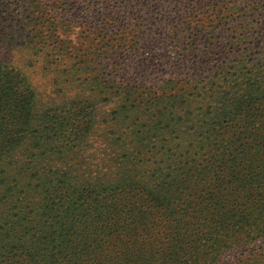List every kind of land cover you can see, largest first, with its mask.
Listing matches in <instances>:
<instances>
[{
    "label": "rangeland",
    "instance_id": "1",
    "mask_svg": "<svg viewBox=\"0 0 264 264\" xmlns=\"http://www.w3.org/2000/svg\"><path fill=\"white\" fill-rule=\"evenodd\" d=\"M242 33L246 39L240 41ZM255 45L264 47V0H0V69L25 81L35 110L50 115L51 130L27 142L39 153L27 172L37 176L28 180L49 186L51 194L64 176L75 185L89 179L97 190L103 177L116 176L146 189L154 218L134 222L143 227L140 235L148 230L147 235L129 250L114 251L117 261L112 256L111 264H129L136 257L133 250L148 260L139 264H264L263 161L251 159L249 150L231 168L227 160L238 156L231 151L238 143L220 141L246 124L258 133L257 146L264 144V120L252 117L264 114V99L255 95L252 111L237 109L232 101L245 94L240 64L252 59L264 66ZM221 70L232 75L221 76ZM211 85L227 96L210 97ZM61 123L62 143L55 142L58 137L45 140ZM203 167L210 175L201 174ZM51 170L56 174L48 179ZM181 179L189 180L186 191L165 189ZM189 201L195 202L189 213L177 208L167 219L181 225V235L175 233L172 241L154 228L166 224V208ZM26 213L23 201L11 211ZM94 216L89 211L81 217L91 222ZM125 218L123 213L120 224ZM16 222L0 212V234L10 225V232L0 235V252L21 236L19 244L30 251L20 264L54 260L53 244L40 237L39 227L29 222L21 230ZM95 223L98 231L82 242H93L90 252L82 250L90 264H99L94 239L104 222ZM198 231L208 233L198 238ZM118 240L117 247H125L126 241Z\"/></svg>",
    "mask_w": 264,
    "mask_h": 264
},
{
    "label": "trees",
    "instance_id": "2",
    "mask_svg": "<svg viewBox=\"0 0 264 264\" xmlns=\"http://www.w3.org/2000/svg\"><path fill=\"white\" fill-rule=\"evenodd\" d=\"M220 2H223V0H220ZM242 35V37H239V40L246 39V34L242 33ZM253 49H260L259 54H264V47L255 45ZM250 61L252 59L244 61L239 67L245 73L244 83L246 88L244 90V98L241 97L242 100L237 102V97H234L232 101L233 106L236 104L237 109L251 108L252 111L254 108V96L259 97L258 101L264 99V75L262 72L264 66L260 62H256L257 60H253V63H250ZM245 67L248 68L246 69ZM221 71V76L232 75L231 71ZM10 74V72L0 69V212L16 219V224L21 230L26 225L24 223L29 222L39 227L37 230L42 233L40 237L49 240L53 244V254L51 257L54 260H47L48 264H90L92 259L85 257L82 250L90 252L93 242L87 241V244H82V242L98 231L94 225L96 224L95 221H103V225H99V236H95L94 239L99 241V264H111L112 256L117 261L115 255H113L114 251L118 250V248L123 251L129 250L132 248L129 247L130 243L133 241L137 242L141 237L145 238L147 235L148 230L145 231L144 236L140 235L139 229L143 227H139V224H136L134 220L137 218L144 220L154 218L152 210L145 203V199L150 197L149 193H145L146 189L142 188L141 185L128 183L127 179L124 177L118 178V176L112 179L103 177L102 180H99L98 190L89 179H80L82 184L75 185L68 176H64L62 179L57 178L59 188L55 190V194H51L49 186H40L38 183L29 181L30 177L28 178V176H37L36 172H33L32 175L27 174V172H32L35 159L39 157V153L37 146H32V144H27V142L28 140L35 139L36 135L40 134L42 130H51L46 122L50 115L44 112L39 113L35 110L33 97L26 86V82L14 81ZM210 84L211 82L206 83V87ZM214 88V85H211L213 93L210 97L216 94L220 96L221 93H225L223 95L227 96L228 93L222 87L218 90H214ZM253 91L254 94H252ZM171 113L175 114L173 108ZM252 117H254V121L257 123L260 120H264V114L261 113H257L256 115L252 113ZM63 127L64 123H61L60 128H57L54 134H50L51 131H49L44 136V139L53 142V137H58L54 141L57 144H61L63 139L60 137H66V130H62ZM247 127L246 124H240L237 127L238 131L233 132L232 136H227L226 138H222L223 140H220L221 144H223L229 141L228 139L235 138V143H238L231 147L232 153L238 154V156L231 158L230 161L227 160V162L233 168L237 160L244 158L243 154L251 150L253 156L250 158L256 161L262 160L264 170V144L260 142V145L257 146L258 133L248 130ZM60 130L62 133L58 135V131ZM209 131L207 130L206 133H209ZM260 147L261 149H259ZM43 153L45 152L43 151ZM6 165L14 167L7 168ZM214 167H218L217 162L214 164ZM55 172L56 170H51L48 179L56 174ZM186 174H190V172L187 170ZM201 174L210 175V170L203 167L201 168ZM24 178L27 179L26 185L23 181ZM188 183L189 180H173L169 182L168 188L165 189L170 190L171 188L180 186V190H185L184 188L189 186ZM136 197L142 198L143 203L137 204V201H135ZM18 201L24 202L25 208H27V216L20 217L11 214V211L17 206ZM176 203L170 208H166L167 216L162 218V220L166 221L165 225L153 224L154 228L160 230L165 235V238L171 235L172 241L175 239V233L178 232L181 235V225L173 226L169 224L170 221L167 220L168 216H174L177 208H179L180 213L186 215L189 213L188 208L195 204L192 201H189L186 205L183 203L182 205H178V202ZM197 203L198 206L204 205V201L202 200H198ZM89 211L95 212V216L93 221L85 222L81 216L86 215ZM77 212L78 214H76ZM123 213L126 218L121 223L123 225H121L120 218ZM180 213L178 212L177 214L179 215ZM82 222L83 224H87L76 229V224H81ZM42 226L43 229L40 228ZM9 227L7 228L4 224L3 233L0 235L4 236V234L9 233ZM71 231H73V235H76L78 232H82L85 235H78L75 238L71 235ZM206 233L208 231H198L195 233V236L200 238L199 236L203 237ZM57 234L59 237H63V240H53L52 238ZM118 239L126 241L125 247H117ZM21 241L22 238L20 236L18 242L8 240L4 244L5 246H3L0 252V264L22 263V259L20 258L28 256L30 246L19 244L22 243ZM148 247L150 248L152 245L149 244ZM138 252L139 250L130 251L136 257L134 259L130 258L129 264H139V261L148 263V260L139 256ZM193 252L196 251L194 250ZM34 253L36 257L41 256V250L40 252H36L35 250Z\"/></svg>",
    "mask_w": 264,
    "mask_h": 264
}]
</instances>
